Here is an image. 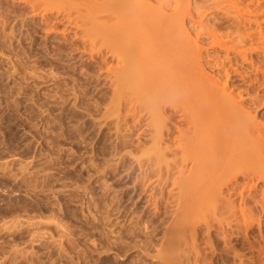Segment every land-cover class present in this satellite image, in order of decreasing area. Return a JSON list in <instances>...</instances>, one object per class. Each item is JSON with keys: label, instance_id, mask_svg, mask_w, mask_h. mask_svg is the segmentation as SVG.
<instances>
[{"label": "rangeland", "instance_id": "rangeland-1", "mask_svg": "<svg viewBox=\"0 0 264 264\" xmlns=\"http://www.w3.org/2000/svg\"><path fill=\"white\" fill-rule=\"evenodd\" d=\"M240 1L245 10L264 9V0L256 10V0ZM87 2L0 0V264H165L175 245L187 251L178 218L185 203L176 184L181 160L176 170L172 166L178 132L165 118L171 132L165 130L162 144L151 139L156 103L141 86L137 93L155 66L115 59L112 47L125 45L104 42L110 29L94 20L96 12V18L89 15L94 8ZM92 24H101L96 29L104 34L92 35ZM133 69L139 71L131 75ZM120 86L127 90L119 93ZM258 111L263 120L264 104ZM253 198L246 204L250 211ZM258 203L250 219H261L264 237V204ZM201 225L197 248L214 264H237L224 253L217 231ZM256 228L250 235L257 236ZM239 237L231 243L247 259L253 253ZM180 251L182 264H193V255L186 259Z\"/></svg>", "mask_w": 264, "mask_h": 264}, {"label": "bare ground", "instance_id": "bare-ground-1", "mask_svg": "<svg viewBox=\"0 0 264 264\" xmlns=\"http://www.w3.org/2000/svg\"><path fill=\"white\" fill-rule=\"evenodd\" d=\"M196 1L92 0V4L89 0L94 8H91L94 13L89 15L96 18L97 14L98 17L94 20L100 19V23L107 24L106 27L110 29H105L108 32H104L107 36H102L107 38L103 39L104 42L111 40L125 45L123 50L117 47L120 48L118 51L116 46L113 48L109 44L108 48L112 47V53L114 49L117 50L114 52L117 56L115 59L124 63L135 62L138 66L151 62L155 66L154 74L147 77L143 86V82L140 83L138 88L141 86L142 90L139 88L137 93L144 90L148 93V98L152 97L156 103L152 109L155 110L151 112L154 117H151L150 123L155 132L151 139L154 137L156 142H160L164 140L162 134L165 130L171 132L172 128L166 127V119L171 121L174 128L172 130L178 132L177 140L173 142L176 144H172L174 148L170 146L173 148L170 149L175 170L181 160L179 170H176L179 172L178 177L175 173V183L179 184L180 192L183 191L182 199L185 203L182 202L184 204L179 207L180 210L178 208L181 212L178 218L180 215L179 220L182 219L184 223L181 225L180 222V227H184L185 234L190 239L186 237L185 245L180 243L182 241L177 242L185 246L183 249H187L186 259L191 260L189 254H192L193 264H214L213 258H207L201 248H197V226L200 229L202 224L207 233L217 231L224 253L230 252L237 259V264H264V237L260 231L262 223H258L261 219L258 217V222H254L256 218L250 219V214L253 216L254 213L253 206L258 202L264 204V119H258V110L264 104V9L255 11V8L261 7L259 0L255 1V12L252 9L245 10L246 5L242 6L245 4L242 0V5L239 0H205L212 8L205 6L204 1L202 6L208 7L209 11V8L216 9V12L213 10L215 13L211 12L215 21L210 25L207 9L196 4ZM200 1L198 2L201 3ZM222 23L228 25L220 31L219 28L222 27L219 25ZM94 25L93 30H90L92 35L104 28L97 24L102 26L99 31ZM134 49L140 52L135 58L132 56L136 54ZM143 65L147 67L146 64ZM135 70L139 71L133 69L131 75ZM121 76L119 79L123 82L121 78L124 76ZM129 76L127 75V79L131 81ZM140 78L141 75L137 79ZM125 82L128 81L124 80ZM120 87L122 90H117V93L127 90ZM164 106L169 108H166L170 114L167 117H164L167 111H164ZM151 113L148 114L152 116ZM256 193H260V198ZM253 195L258 199L255 198L256 204L251 206V212L246 204L248 207L251 205L250 200H247L253 198ZM210 211L212 212L209 213ZM175 217L176 222L179 221L177 214ZM254 225L255 228L260 227L256 228L259 232L255 237L250 235ZM230 228L235 232H229ZM232 235L235 238L240 236V245L253 253L251 257L246 259L245 254L235 251V243H231ZM207 241L205 243L208 247L211 241L208 244ZM175 247L173 250L169 249L170 252L168 250L165 264H182L178 257L181 246L179 245V250ZM185 251H182L183 256L186 255Z\"/></svg>", "mask_w": 264, "mask_h": 264}]
</instances>
